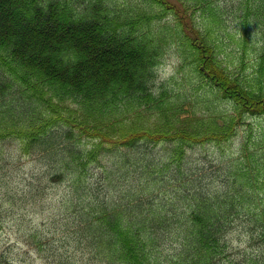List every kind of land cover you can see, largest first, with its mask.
<instances>
[{
	"label": "trees",
	"instance_id": "trees-1",
	"mask_svg": "<svg viewBox=\"0 0 264 264\" xmlns=\"http://www.w3.org/2000/svg\"><path fill=\"white\" fill-rule=\"evenodd\" d=\"M229 5L264 43V0H0V145L73 186L57 264H264V46L245 74ZM206 146L219 178L189 160Z\"/></svg>",
	"mask_w": 264,
	"mask_h": 264
},
{
	"label": "rangeland",
	"instance_id": "rangeland-1",
	"mask_svg": "<svg viewBox=\"0 0 264 264\" xmlns=\"http://www.w3.org/2000/svg\"><path fill=\"white\" fill-rule=\"evenodd\" d=\"M222 9H219V13L223 16L221 24L224 28L222 27L221 39L225 42L224 48L228 47L227 43L230 47L236 42L245 44L248 56L243 66L246 71L242 70L249 74V70L258 59L257 52L263 49L261 45L264 46L260 33L253 27L251 20H247V34L242 35L245 28L242 26L241 18H235L230 5L229 8ZM224 57L229 63L228 50ZM177 70V60L168 57L157 70L158 81L169 82L172 76H176L180 83L181 69ZM184 70L186 72V69ZM246 121H253L259 129L264 127L260 118ZM233 147L236 148V144H233ZM159 149L160 147L155 148ZM0 152L3 156L7 155L5 158L0 157V264H57L59 256L68 255L64 236L80 223L79 219L74 221L76 218L70 212L74 209L70 202L74 196L71 195L73 186L68 178L63 180L67 182L68 188L66 182L58 184L50 182L44 174L45 168L42 163L36 161V155L20 157L11 141L0 145ZM191 156L189 160L196 158L198 167L203 169L201 174L205 173V176L212 178H219L224 174L226 161L221 162L213 146L197 147ZM95 166H92L94 171ZM109 168L110 166L106 165L105 169L109 171ZM99 176L100 174H95L94 179H98ZM131 180L129 181L137 188L138 182ZM119 183L124 184L122 180H119ZM165 189L169 191L170 188ZM26 229L44 230L48 234L40 236L44 237L42 239L44 245L37 247ZM242 248H245V244L240 245V249Z\"/></svg>",
	"mask_w": 264,
	"mask_h": 264
}]
</instances>
